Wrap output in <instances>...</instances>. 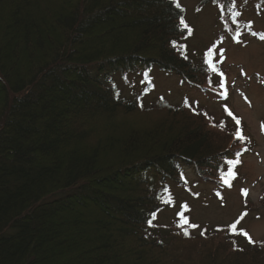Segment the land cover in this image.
<instances>
[{
	"label": "trees",
	"instance_id": "obj_1",
	"mask_svg": "<svg viewBox=\"0 0 264 264\" xmlns=\"http://www.w3.org/2000/svg\"><path fill=\"white\" fill-rule=\"evenodd\" d=\"M230 1L203 4L222 14ZM177 4L0 0V264H264V242L241 245L229 229L195 236L173 224L178 240L156 236L187 171L224 186L246 146L240 123L208 113L226 94L187 55ZM151 67L193 100L144 107L105 80ZM139 114L151 121L127 120Z\"/></svg>",
	"mask_w": 264,
	"mask_h": 264
},
{
	"label": "rangeland",
	"instance_id": "obj_2",
	"mask_svg": "<svg viewBox=\"0 0 264 264\" xmlns=\"http://www.w3.org/2000/svg\"><path fill=\"white\" fill-rule=\"evenodd\" d=\"M176 1L191 29L185 39L187 55L203 62L214 74V85L226 94L205 102L208 113L235 126L231 117L237 118L245 137L240 142L246 146L240 159H234L239 163L223 168L226 177L229 171L235 173L230 186L194 184L195 175L187 171L188 188L172 189L168 205L154 221L160 228L156 236L178 240L169 229L173 224L195 236L221 228L233 232L235 224L240 244L264 242V3L232 0L220 14L217 6L203 0ZM105 80L115 83L119 98L144 107L162 97L174 106L193 100L176 76L156 67L112 72ZM128 118L151 121L142 114Z\"/></svg>",
	"mask_w": 264,
	"mask_h": 264
},
{
	"label": "snow or ice",
	"instance_id": "obj_3",
	"mask_svg": "<svg viewBox=\"0 0 264 264\" xmlns=\"http://www.w3.org/2000/svg\"><path fill=\"white\" fill-rule=\"evenodd\" d=\"M174 2H175V0H174ZM176 6L179 7V4H177ZM180 24L183 25L185 28L188 27L187 24L184 22L183 18L180 19ZM188 30H189V32H191V29H188ZM229 115H232V113L229 112ZM234 119H235V118H234ZM239 123H240V121H239L238 119H236V124L239 125ZM262 127H264V125H262ZM235 135H236L237 138L240 139V140H244V139H245V137L241 134L239 128H237V130H236V132H235ZM229 163H230V164H237V163H239V161H238V160H234V161H230ZM221 178L224 180V182H225L226 184H229V186H230V179H229V178H233V179H234V178H235V173L232 172V171H229L228 174H227V177L222 176ZM245 194H246V190H245ZM231 227H232L233 232H235V230H236V225L233 224ZM186 234H187V233H186ZM242 234L245 235V236H247V233H242ZM249 239H250V238H249Z\"/></svg>",
	"mask_w": 264,
	"mask_h": 264
}]
</instances>
